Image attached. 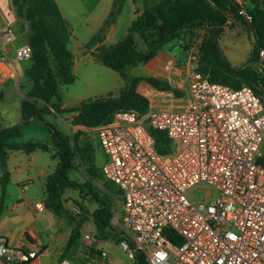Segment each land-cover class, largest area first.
Returning a JSON list of instances; mask_svg holds the SVG:
<instances>
[{
    "label": "built area",
    "instance_id": "obj_1",
    "mask_svg": "<svg viewBox=\"0 0 264 264\" xmlns=\"http://www.w3.org/2000/svg\"><path fill=\"white\" fill-rule=\"evenodd\" d=\"M16 39L15 18L0 5L5 79L32 56ZM197 68L190 65L183 106L121 111L93 128L102 175L123 198L117 245L132 264L138 255L147 264H264V103L249 86L210 82ZM150 130L163 131L174 152L158 154ZM42 250L11 248L0 237V264H28Z\"/></svg>",
    "mask_w": 264,
    "mask_h": 264
},
{
    "label": "trees",
    "instance_id": "obj_2",
    "mask_svg": "<svg viewBox=\"0 0 264 264\" xmlns=\"http://www.w3.org/2000/svg\"><path fill=\"white\" fill-rule=\"evenodd\" d=\"M126 1L112 0L111 10L101 29L84 47L91 49L94 45L101 43L106 28L116 20ZM141 1V13L131 22L128 34L113 45L98 46L91 53L98 63L119 73V76L126 81L125 87L117 95L107 93L103 97L87 98L75 107L61 108L60 87L74 82L73 55L68 48L70 33L65 18L55 0H11L16 16L28 24L27 44L31 47L32 56L30 68L25 74L31 80L32 87L19 102L21 122L0 129V214L3 212L6 186L10 182L7 165L9 154L18 151L27 154L35 151L48 152L44 143L21 140L22 127L32 121H40L48 127L55 149L52 157L57 160L53 172L45 180L46 207L59 213L64 192L68 189L78 190L98 204L92 212L98 229L104 230L110 227L114 185L104 179L101 167L98 168L95 165L93 141L88 137H82L85 135L82 130L76 131L70 138L46 122L43 116L45 113L48 114L49 108L58 114L73 113L76 115L74 124L94 128L110 121L117 112L133 111L139 115L146 113L149 102L146 97L136 91L139 83L145 82L160 92L176 93L177 91L167 82L154 77L128 78L125 75V69L151 60L163 44L177 37L185 29L205 30L198 52V72L206 76L210 82L221 83L234 89L247 85L264 103V73L260 75L247 66L251 62L260 60L259 52L264 51V0H241V4L233 0L236 5L230 0ZM229 18L233 22L244 25L254 39L250 58L242 68L230 65L223 58L216 43ZM134 35L139 37L144 50L136 48ZM261 62L264 66V58ZM129 83L130 86H128ZM38 101H41L43 105L39 106ZM150 134L158 154L168 155L174 152L175 144L163 131L150 130ZM76 161L83 167L88 177L85 183L72 181L69 177L70 171L75 168ZM93 181L101 183V189L105 192L107 201L102 200L98 195V190L101 189L95 187ZM76 207L84 214L80 215V220L71 230L64 252L69 251L75 244L82 224L86 220L85 209L79 204H76ZM120 240L121 237L118 242ZM134 264H147V262L138 255Z\"/></svg>",
    "mask_w": 264,
    "mask_h": 264
},
{
    "label": "rangeland",
    "instance_id": "obj_3",
    "mask_svg": "<svg viewBox=\"0 0 264 264\" xmlns=\"http://www.w3.org/2000/svg\"><path fill=\"white\" fill-rule=\"evenodd\" d=\"M2 3L7 2V15L15 18V28L17 39L20 40L22 44H27V35H28V24L24 20L19 19L16 16L14 7L11 4V0H3ZM57 6L59 5L62 13L64 14L65 21L67 22L70 30L73 28H80L85 34V39L90 35H95L96 33H89L83 26H78L76 22H84L87 13L86 7H81L78 4L74 3V0H55ZM131 2H126L123 13L119 17V26L117 34L107 43V46L114 44L121 38L125 37L128 34L127 25L130 19V16L133 12ZM134 4L138 7H142V1L137 0ZM11 5V6H10ZM76 9L79 12H83L80 16L76 14ZM107 18V17H106ZM76 20V22H75ZM226 25L233 28L238 32V36L235 38L237 41H234L230 45V50L235 52V58L237 60H246L248 58L249 52L253 46V37L248 34L246 31L247 28L241 23L233 22L230 18L228 19ZM66 24V25H67ZM76 25V26H75ZM80 25V24H79ZM83 25V24H82ZM189 29V28H188ZM191 30V29H189ZM204 30V29H199ZM89 34V35H88ZM183 35V34H182ZM179 34L177 37L163 44L157 50V58L162 64L168 63L171 64L173 58L179 59L185 56V52L181 49V44L184 41V36ZM136 44L139 50H144V45L137 35H134ZM225 45V44H223ZM85 46V45H84ZM83 46V47H84ZM85 54L90 52V49L84 47ZM226 47L222 46L221 52L227 55L229 51ZM90 52L89 54H91ZM92 56V54H91ZM262 58L257 62H251L247 66L254 69L260 75L264 73V66L262 64ZM78 66L76 69V75L74 74V82L68 86H61L60 92L62 94V101L67 102L69 105L66 108L75 107L69 96L79 95L84 91L85 85L81 78H85L89 87H91L92 94L91 97L104 96L109 91L112 90L114 85L115 72L108 70L100 64H96L91 60L89 56L82 57L78 56L77 58ZM147 63V62H146ZM146 63H138L135 66H129L125 69V75L128 78H133L137 76H143L145 74V69L143 66ZM31 59L29 61L18 63V73L14 80L11 82V86L16 90V99L18 100L19 92H22L26 95L32 87L31 80L26 76L25 72L30 68ZM246 65V64H245ZM245 65L243 67H245ZM149 77V76H145ZM145 83V82H144ZM147 84V83H146ZM148 85V84H147ZM98 92V93H97ZM93 94H96L93 96ZM25 97V96H24ZM39 102V106H42L43 103ZM62 105V103H61ZM62 108V107H61ZM166 108V107H163ZM73 113L58 114L53 109L49 108L48 114L45 113L43 116L46 122L55 127L61 133L69 136L70 138L78 130L85 132V135L82 137H88L93 141V151L95 157V165L99 168L103 165L105 160V154L98 144L97 135L95 134L93 128H86L84 126H79L74 124L75 117ZM20 118V109L18 103L16 102L15 110V122L19 123ZM22 141H36L46 144L48 152L37 151L35 154V164L32 169L28 171H23L18 176L12 173L11 181L6 186L5 199L3 204V212L0 214V237L6 239L9 247H20L28 248L30 243L34 241L30 239L28 231H33L37 241H40V246L43 249L41 255L34 260V264H59L61 259H67L70 264H132L127 255L119 248L118 245L111 242L110 240L102 241L100 244L101 251L90 250V242L96 241L92 236V211L95 209L96 204L89 199L85 193H80L78 190H66L62 196V206L59 213H55L52 209H49L45 205L46 193H45V177L39 176L37 168L44 167L47 171V174H51L57 164V160L53 159L55 149L52 143V137L49 133L48 127H45L40 121H32L26 126L22 127ZM22 156L24 154H21ZM13 157L9 158V165L12 166ZM36 167V168H34ZM70 179L77 181L78 183H85L88 181V177L83 169V167L76 161L74 170L69 173ZM18 180V181H16ZM31 180L33 183H26L23 186H26V189L20 187L19 181ZM93 185L97 188L102 187L100 182L93 181ZM114 195H112V204L113 208L116 206V211H120L122 207V194L121 192L113 186ZM102 190V191H101ZM98 190V195L102 200L107 201V196L104 194L103 189ZM118 190L119 192H117ZM208 192V189H205ZM211 194H214V191H210ZM204 192L198 189L194 192L195 199L201 200ZM35 196V197H31ZM22 197L32 198L31 209L27 206H21L19 208H14L15 203ZM122 198V201H121ZM41 205V208L38 209L37 205L35 206L34 202ZM76 204L82 206L87 214L85 217V222L82 224L80 235L69 249V251L64 252V248L67 243V239L71 233V230L77 225L80 220V215L84 213L76 207ZM98 205V204H97ZM112 208V209H113ZM39 211V212H36ZM41 211V212H40ZM35 212V213H34ZM89 212V213H88ZM83 213V214H82ZM36 214V218H35ZM88 235L89 240L85 239L84 236ZM102 237V236H101ZM98 247V246H97ZM96 249V248H95ZM104 252L105 256H100L101 252ZM64 253V255H63ZM29 264V263H28Z\"/></svg>",
    "mask_w": 264,
    "mask_h": 264
},
{
    "label": "crops",
    "instance_id": "obj_4",
    "mask_svg": "<svg viewBox=\"0 0 264 264\" xmlns=\"http://www.w3.org/2000/svg\"><path fill=\"white\" fill-rule=\"evenodd\" d=\"M1 1H3V0H0V5H1L4 13L7 15V6H8L7 2L5 0V2H6V4H5V3H2ZM136 1L137 0H135V1L127 0L126 1V2L133 3L132 4L133 12L130 16V19H129V22H128L126 29L129 28L133 19H135L141 13L142 7H138V5L134 4V2H136ZM126 2H125V4H126ZM74 3L78 4L81 7L82 6L86 7V9H87V13H86L87 18H85V21L78 23L75 20L76 24H78V26H83L84 28L86 27L87 28L86 30L89 33H93V32L97 33L101 29L103 22L106 20V17L108 16L109 11L111 10L112 0H74ZM125 4L123 6L121 13L116 18V20L106 28L101 43L94 45L90 49V52L95 51V49L100 45H103V47L107 46V43H110L109 41L117 34V30H118L117 28L119 26V21H120L119 17L123 13ZM58 7H59V5H58ZM59 9H60V7H59ZM60 11L62 13L61 9H60ZM82 13L83 12H79V10L76 9V14L78 16H80ZM62 15L64 17L63 13H62ZM7 17L10 18V15H7ZM228 21H230V20H227L226 23ZM66 24H67V22H66ZM67 28H68L69 33H70L68 48L73 55L72 72L76 75V69L78 66V61L76 58L78 56H82V57L89 56L93 62H95L96 64H100L94 59L93 56H91V54H89L90 52L85 54L84 49H82V47L91 39V37L93 35H90V36H88V38L85 39L86 36H85V34L80 33V32H83L80 28H76V30H75V28H73L72 30H70V27L68 26V24H67ZM238 32H236L233 28L231 29V27H228L227 25H225L222 35L219 37L218 40H216L218 48L222 49V46H223V47H226L227 49H229L230 45L234 41H237V39H235V38L238 36ZM246 32L248 34H250L249 31H246ZM204 33H205V30L201 31V30L196 29V28L191 29V30L185 29L184 31H182L180 33L181 35L183 34L182 36H184L183 37L184 41L181 44V49L185 52V56L183 58H179V59L173 58V60H171V64L168 65V63L162 64L160 61H158L157 54H156L151 60H149L143 66V68L145 69V74H143V76L154 77V78L159 79L161 81H165L172 87V89H175L177 91L176 93H174L172 91L160 92V91H156L155 89H153L151 86L147 85L144 82L139 83L136 87V91L148 99V102H149V104H147L148 109L149 108L156 109V110H158V109L159 110L177 109V108H179L185 104L190 65H192L195 62V63H197V66H198V59H199L198 52H199V47H200V41H201ZM21 44L22 43L20 40H16L14 42L15 46H18ZM223 44H225V45H223ZM110 45H113V44H110ZM110 45H108V46H110ZM252 48H253V46H252ZM250 52H249V55H250ZM249 55H248V58L246 60H243L245 62V64H246L247 60L250 58ZM222 56L233 67L237 68L238 66L244 64V62H242V60H237L235 58L236 55H235V52L233 50L229 49V51L227 52V55L226 54L223 55V53H222ZM108 70H110V69H108ZM112 72H115V71H112ZM115 74L116 75H114V76H116V77H115L114 85L112 87V90H114V91L107 92V93H112L113 95H117L126 85V81L124 79H122L121 76H119L120 74L117 72H115ZM81 80L83 81L86 89H84V91H82L79 95H76V96H72V95L69 96V94L66 95L67 98L68 97L71 98V100H69V101L70 102L72 101L74 105H77L81 101H83L87 98H90L91 94H92L91 87H89L88 83L86 82V79L81 78ZM11 82H12V80L5 79L0 74V129L10 127V126H13L16 124V122H15L16 121L15 120L16 102L18 103V107L20 109V103L19 102L25 96L23 91L19 92L18 100H17L16 99V90L14 87L11 86ZM94 95H96V94H93V96ZM68 105L69 104L67 102L62 101L61 107L66 108ZM163 107H166V108H163ZM20 122H21V113H20V118H19V123ZM36 152L37 151L30 153V154H27V153H24L22 151H18L17 153L12 152L9 154L8 159H7V165H8V169L10 172V181H11L12 173H14L16 176H18L23 171H25V170L28 171L29 168L32 169V167L35 164ZM21 154H24V155L22 156ZM10 156H12L14 158L13 162H12V166L9 165ZM34 168H36V167H34ZM37 171H38L39 176L45 177V180H46V177L49 174H47V171L45 170V168L44 167H38ZM45 180H44V182H45ZM16 181H18V180H16ZM18 183H20V185H21L20 187L26 189V186H23V185H25L26 183H33V181L27 180V182H26V180H24V181L21 180ZM31 197L33 198L35 196H31ZM32 198L24 199V198L20 197L19 200L15 203L14 208L16 209V208H19L21 206H27V207H29V209H31V202L30 201H32L31 200ZM36 202L37 201H35L34 204ZM37 204L38 203H36L35 206ZM96 208H97V204H96L95 209ZM36 212H39V211H36ZM122 214H123V208L121 207L120 211H116V206H114V208L112 209V218L110 220V227H106L104 230L98 229V227L94 223V218L91 214L92 221H93L92 222L93 225H92L91 229H92V233L94 235L92 237H94V238L96 237L97 239L95 238L96 241H94L92 244H90V250L101 251L102 248H101L100 244L102 243V241H106V240H110L111 242H113L117 245L118 240L121 237V230H120L119 222L122 218ZM35 218H36V214H35ZM27 233H28L30 239L34 241L33 243L29 244L28 248H30L32 246H38L39 247L40 241L36 240L35 233L31 230L28 231ZM20 247H23V246H20ZM101 253H104V252L102 251ZM34 260H32L29 264H34Z\"/></svg>",
    "mask_w": 264,
    "mask_h": 264
},
{
    "label": "water",
    "instance_id": "obj_5",
    "mask_svg": "<svg viewBox=\"0 0 264 264\" xmlns=\"http://www.w3.org/2000/svg\"><path fill=\"white\" fill-rule=\"evenodd\" d=\"M234 5H236V2H234L233 0H230ZM239 10H241V8H239ZM241 13H243V11L241 10ZM245 65V62L244 64L238 66L237 68H242L243 66ZM128 86H130V83L128 84Z\"/></svg>",
    "mask_w": 264,
    "mask_h": 264
}]
</instances>
